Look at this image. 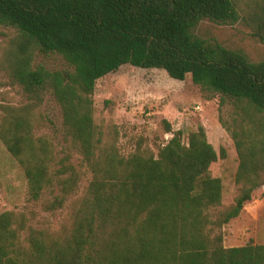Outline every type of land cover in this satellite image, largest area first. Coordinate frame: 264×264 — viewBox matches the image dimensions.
<instances>
[{
  "label": "trees",
  "instance_id": "1",
  "mask_svg": "<svg viewBox=\"0 0 264 264\" xmlns=\"http://www.w3.org/2000/svg\"><path fill=\"white\" fill-rule=\"evenodd\" d=\"M240 18L264 43V0L242 17L233 0H0V25L18 35L0 67L25 98L0 104V139L23 170L29 200L44 211L68 208L57 231L1 212L0 264H264V244L225 247L221 233L264 185V60L194 32L204 19ZM34 52L56 54L65 67L37 64ZM123 65L189 75L232 105L239 189L229 207L222 208V183L210 172L218 155L202 126L184 144L165 121L172 136L156 154L124 156L96 125V82ZM47 94L60 109L63 149L37 133ZM70 149L92 174L80 194Z\"/></svg>",
  "mask_w": 264,
  "mask_h": 264
},
{
  "label": "rangeland",
  "instance_id": "2",
  "mask_svg": "<svg viewBox=\"0 0 264 264\" xmlns=\"http://www.w3.org/2000/svg\"><path fill=\"white\" fill-rule=\"evenodd\" d=\"M233 1L241 17L253 4V0ZM194 32L228 48L239 49L251 60H264V43L252 35L251 27L242 18L233 24H218L204 19ZM17 40L18 35L13 28L0 25V66L9 59ZM34 56L35 63L48 69L65 67L64 61L56 54L34 52ZM92 97L96 125L105 132L106 138L115 140L124 156L136 149L156 154L172 136L166 131L165 121L173 132H182L184 144L190 131L202 126L207 141L218 155L210 165V172L221 180L222 208L234 202L239 189L235 182L239 160L230 131L238 126L234 122L237 115L228 101L221 103L220 95L205 94L189 75L184 80H176L162 69L123 65L97 80ZM24 102L19 88L9 83L0 67V104L19 105ZM38 114L42 117V125L37 128V133L51 137L59 149L66 148L60 134V109L50 95H46ZM221 150H224V157L220 156ZM72 154V162L82 173L80 194L89 184L92 174L83 164L81 155L77 151H72ZM3 211L24 213L34 227H49L52 231H57L68 219L67 206L50 212L42 209L40 201L29 200L23 170L0 139V213ZM221 233L225 247L264 244V185L254 191L237 217L223 225Z\"/></svg>",
  "mask_w": 264,
  "mask_h": 264
}]
</instances>
